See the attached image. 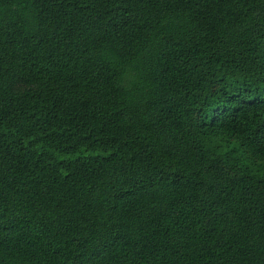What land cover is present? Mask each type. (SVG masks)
<instances>
[{"label":"trees","instance_id":"16d2710c","mask_svg":"<svg viewBox=\"0 0 264 264\" xmlns=\"http://www.w3.org/2000/svg\"><path fill=\"white\" fill-rule=\"evenodd\" d=\"M0 264H264V0H0Z\"/></svg>","mask_w":264,"mask_h":264}]
</instances>
